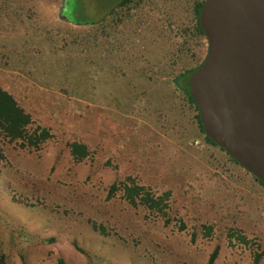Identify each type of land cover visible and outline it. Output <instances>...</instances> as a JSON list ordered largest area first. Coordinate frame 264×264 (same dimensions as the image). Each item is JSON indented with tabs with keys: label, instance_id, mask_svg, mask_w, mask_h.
I'll list each match as a JSON object with an SVG mask.
<instances>
[{
	"label": "rangeland",
	"instance_id": "374dc122",
	"mask_svg": "<svg viewBox=\"0 0 264 264\" xmlns=\"http://www.w3.org/2000/svg\"><path fill=\"white\" fill-rule=\"evenodd\" d=\"M118 1L78 0L82 12L72 0L70 12L99 21ZM152 2L123 18L110 45L101 21L64 18L65 0H0V85L51 133L30 149L0 136V236L6 226L35 236L24 258L10 247L5 264H88L87 255L102 264H207L215 248L213 264H251L264 248V188L205 142L169 78L179 67L176 25L190 7ZM87 32L90 51L67 45ZM73 141L89 149L81 161ZM117 181L169 192L166 215L131 206L119 190L107 198Z\"/></svg>",
	"mask_w": 264,
	"mask_h": 264
},
{
	"label": "water",
	"instance_id": "95a60500",
	"mask_svg": "<svg viewBox=\"0 0 264 264\" xmlns=\"http://www.w3.org/2000/svg\"><path fill=\"white\" fill-rule=\"evenodd\" d=\"M207 40L189 76L205 134L264 183V0H206Z\"/></svg>",
	"mask_w": 264,
	"mask_h": 264
},
{
	"label": "trees",
	"instance_id": "16d2710c",
	"mask_svg": "<svg viewBox=\"0 0 264 264\" xmlns=\"http://www.w3.org/2000/svg\"><path fill=\"white\" fill-rule=\"evenodd\" d=\"M71 1L72 0H65L62 8V16L68 19L70 22L77 24H88L90 26L101 21V24L104 28H102L103 37H105L104 39L110 45H114L116 42H118V38H116L115 33H117V26L123 22V18L130 17L133 14V9H140L142 6L153 3L152 0H119L118 3L107 12V14L101 17L99 21H96L93 20L92 17L86 16L83 13H77V10L74 11L75 15H72L74 12H70V4L72 3ZM185 1L190 7L191 17L189 20H186V23L176 25V29L179 32L177 35L180 37V41H176L177 47L175 48V51H172V56H174V63L176 65L178 64L179 67L176 69H171L169 78L173 83L176 92L181 96L182 100L188 106L189 111L192 114V122L196 124L198 130L203 135L205 142L210 145L217 146L216 143L205 134L201 123L198 106L189 93V76L202 63L207 53V40L199 23L200 10L206 0ZM154 3L157 2L155 1ZM76 5L79 7L78 0H76ZM79 8H81L83 12V5ZM103 23H105L106 26ZM105 29L107 30L105 31ZM172 39H174V37ZM67 45L80 47V52H84L85 50L88 52L92 46V38L87 32L81 38H73L71 43ZM197 48L199 53H197L195 50ZM51 51L54 54L56 53L54 50ZM67 73L69 72L65 71L62 76L64 77L67 75ZM0 136L9 143H16L21 149H30L38 148L40 144L51 137V133L49 132L48 128L41 126L34 127L31 114L18 103L17 99L11 92L0 85ZM69 151L73 159L76 161H81L89 155V149L87 145L78 141L69 143ZM229 157L231 160L239 164L230 155ZM252 176L264 188V183H262L254 175ZM118 190L122 191L123 198L131 206L136 207L141 205L157 212L161 216L166 215L169 192L155 194L146 189L143 185L137 184L134 181L127 183L125 181H117L110 186L107 198H110ZM165 220L168 222L167 219ZM6 228L7 231H5L0 236V264H5L6 258L9 254L8 249H10L12 246H17L20 254L24 258V246L26 243L35 240V236L27 233L21 227L14 228L13 226H6ZM94 228H96V226H94ZM207 230L209 233L210 227H207ZM230 236H235L237 240L244 244L248 243V240L242 234H230ZM46 241L48 240H40V242ZM81 251L84 252L82 249ZM85 253L87 255L86 251ZM217 254L218 248H215L209 255L207 264H213ZM87 256L89 258L88 264H102L103 262L102 259L93 257V255ZM262 260H264V248L259 247L253 252L251 264H259ZM57 264L66 263L63 261V259L59 258Z\"/></svg>",
	"mask_w": 264,
	"mask_h": 264
}]
</instances>
